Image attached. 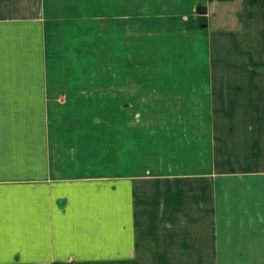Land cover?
Listing matches in <instances>:
<instances>
[{
  "label": "crops",
  "instance_id": "1",
  "mask_svg": "<svg viewBox=\"0 0 264 264\" xmlns=\"http://www.w3.org/2000/svg\"><path fill=\"white\" fill-rule=\"evenodd\" d=\"M94 1L0 0V264H264V0Z\"/></svg>",
  "mask_w": 264,
  "mask_h": 264
},
{
  "label": "rangeland",
  "instance_id": "2",
  "mask_svg": "<svg viewBox=\"0 0 264 264\" xmlns=\"http://www.w3.org/2000/svg\"><path fill=\"white\" fill-rule=\"evenodd\" d=\"M81 1H84V0H81ZM84 5V2H82V6ZM101 0H96V1H94L93 2V12L95 13V14H98V15H100L101 14ZM80 10H84V8L82 7L81 9H78V11H80ZM82 14H83V12H82ZM128 66V63H126V67ZM108 264H116V263H108ZM140 264H149V263H145V262H142V263H140ZM150 264H153V263H150ZM155 264H196V263H155Z\"/></svg>",
  "mask_w": 264,
  "mask_h": 264
}]
</instances>
